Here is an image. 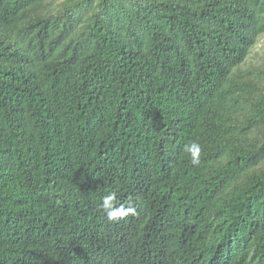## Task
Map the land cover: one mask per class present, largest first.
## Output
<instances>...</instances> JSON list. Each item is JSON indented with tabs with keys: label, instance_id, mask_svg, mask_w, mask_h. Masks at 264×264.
I'll use <instances>...</instances> for the list:
<instances>
[{
	"label": "trees",
	"instance_id": "obj_1",
	"mask_svg": "<svg viewBox=\"0 0 264 264\" xmlns=\"http://www.w3.org/2000/svg\"><path fill=\"white\" fill-rule=\"evenodd\" d=\"M263 39L264 0H0V264H264Z\"/></svg>",
	"mask_w": 264,
	"mask_h": 264
},
{
	"label": "clouds",
	"instance_id": "obj_2",
	"mask_svg": "<svg viewBox=\"0 0 264 264\" xmlns=\"http://www.w3.org/2000/svg\"><path fill=\"white\" fill-rule=\"evenodd\" d=\"M186 151L190 152L193 155L192 163H198L196 159V154L199 152V146L197 144H192L186 148ZM117 200V193L112 191L103 197V201L101 204L102 211L107 216L108 220H116L117 218H123L129 214H134L135 209L128 207L125 208L123 205L120 207L115 206V201ZM73 262V261H72ZM76 264H81L76 261ZM105 264H119L116 258H112L109 261H106ZM137 264H152L148 258L137 256Z\"/></svg>",
	"mask_w": 264,
	"mask_h": 264
},
{
	"label": "rangeland",
	"instance_id": "obj_3",
	"mask_svg": "<svg viewBox=\"0 0 264 264\" xmlns=\"http://www.w3.org/2000/svg\"><path fill=\"white\" fill-rule=\"evenodd\" d=\"M264 49V39L262 40L260 46H259V50L262 51Z\"/></svg>",
	"mask_w": 264,
	"mask_h": 264
}]
</instances>
